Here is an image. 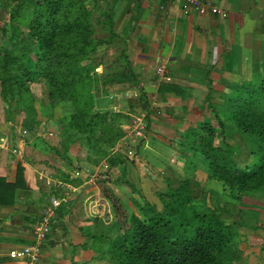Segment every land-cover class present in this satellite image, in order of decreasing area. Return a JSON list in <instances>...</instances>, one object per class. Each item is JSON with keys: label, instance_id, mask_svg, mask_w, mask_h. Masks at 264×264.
<instances>
[{"label": "crops", "instance_id": "0c3cea01", "mask_svg": "<svg viewBox=\"0 0 264 264\" xmlns=\"http://www.w3.org/2000/svg\"><path fill=\"white\" fill-rule=\"evenodd\" d=\"M202 1L211 2L227 17L211 12L201 14L186 1L92 0L89 3L93 12L110 18L111 25L103 34L106 40L98 51L104 50L103 63L107 64L104 66H108V72L119 74L111 85L104 87L99 83V109L130 114V123L123 126L126 135L122 141L134 147V158H127L123 150L116 148L115 154L121 161L110 165L103 188L99 184L102 180L98 182L85 173L101 174L100 164L87 166L81 158V176L72 174L69 182L65 180L63 167V172L51 168L53 172L45 174L48 168L38 171L45 166L42 159L34 155L15 162L14 157L7 159L2 155L10 146L0 145V177L13 183L17 164L21 162L27 185V189L18 191L12 206H0V264H27L23 258L11 257L10 252L33 244L34 227L54 195H67L68 201L57 212L40 264H98L102 250L97 249L92 239L100 232L106 233L117 219L122 220L119 213L123 206L128 213L141 214L140 209L132 212L126 206L130 193V206L143 208L149 203L158 209L154 197L158 200L162 189L172 184L169 182L172 172L181 175L179 170H184L189 157L201 162L193 167L194 176L208 177L202 170L208 169L203 156L195 157L190 150L191 133L205 124L218 129L228 98L239 94L242 85L258 87L264 82V0ZM162 64L172 78L169 83L157 74ZM97 72L100 74L98 69ZM110 89L114 92L110 93ZM139 114L145 115L147 128L145 138L134 142L131 124ZM28 148L35 154L33 147L28 145ZM43 176L47 178L45 182ZM187 180H180L179 185ZM74 181L79 184L75 185ZM59 182L64 186L52 187ZM106 189L111 190L121 208L116 204L112 208L109 203L113 199L106 197ZM159 203L162 204L160 199ZM262 208L260 212H264ZM116 215L119 217L114 220ZM260 218L264 221V217ZM246 225L264 238V225ZM247 260L250 264H264V248L249 251L240 264H246Z\"/></svg>", "mask_w": 264, "mask_h": 264}, {"label": "trees", "instance_id": "16d2710c", "mask_svg": "<svg viewBox=\"0 0 264 264\" xmlns=\"http://www.w3.org/2000/svg\"><path fill=\"white\" fill-rule=\"evenodd\" d=\"M11 2L16 5L10 9V24L15 29L24 24L22 38L31 39V43L24 42L20 47L16 34L9 37L15 40L9 46L0 42L1 99L7 103L15 99L22 113L32 115L24 122L32 129L42 120L41 112L52 113L50 98L59 89L63 114L57 123L62 136L67 132L68 139L76 137L80 156L87 166H98L104 160L115 166L121 161L115 148L126 135L123 126L130 123L131 116L122 111L98 109L92 88L87 89L100 82L106 87L119 77L118 73L110 74L108 66L106 75H100L97 69L101 66L91 59L105 41L94 39L96 30L102 26L104 33L107 32L110 18L104 16V22L96 20L89 5L92 0ZM17 76L24 78L26 85L20 86ZM37 87L43 88L41 97L37 96ZM238 92L228 98L218 129L205 124L192 130L190 150L195 157L203 156L210 171L206 181L222 183L243 197H263L264 82L258 87L242 85ZM29 94L36 101L38 111L34 105L25 108L22 101ZM227 125L243 138V151L220 146L219 130L224 131ZM37 145L53 149L43 138H38ZM76 159L62 158L68 162L69 169L78 172L82 166L81 160ZM52 165L57 172H62L58 161ZM69 179L66 175L65 180L72 182ZM21 189H27V185L25 168L20 162L13 183L0 177V206H12ZM105 193L113 201L116 198L109 189ZM159 199L162 211L149 203L140 209V216L118 210L122 220L118 219L106 233L100 232L95 237L111 242L105 264H240L252 248L262 245L257 236L243 237L234 232V226L241 222L227 225L216 210L200 211L192 199L189 180L161 193ZM115 204L121 208L120 203ZM251 238L258 242H251Z\"/></svg>", "mask_w": 264, "mask_h": 264}, {"label": "rangeland", "instance_id": "374dc122", "mask_svg": "<svg viewBox=\"0 0 264 264\" xmlns=\"http://www.w3.org/2000/svg\"><path fill=\"white\" fill-rule=\"evenodd\" d=\"M26 1H29V0H26ZM14 5H16V3L14 2L9 3V0H0V42H2L6 46H9L10 41L11 42L15 41V40L9 39V37H11L13 34H16L19 37L18 38L20 42L19 45L21 47V45H23L24 42L31 43V39L25 40L22 38V32L26 29L24 24L23 25L20 24L19 27L17 28L18 30L15 29L13 26H11L10 9L13 8ZM94 14H95L94 17L96 18V20L100 22H104L103 16L99 15L97 12H94ZM101 28L102 26H100L96 30V35L94 36L95 40H98V41L106 40V38L103 35L104 31ZM103 52L104 50H99L97 51V53L91 56V59L93 60V62H95V64H101L100 65L101 67L98 68L100 75L101 73L103 74L107 72V68L104 66L107 64L103 63V56H102ZM100 59H102V61H100ZM16 79L18 80L17 82L20 84V86L26 85L25 79L22 78L21 76H17ZM98 85L99 84H96L94 86L93 84L89 85L87 89L92 88V94L95 96L97 106L99 107L101 103L99 102L98 96H99L101 87H98ZM24 92H25V88H23V93ZM109 92L112 93L114 91L110 89ZM51 93H53V91H51ZM0 94H1V81H0ZM42 94H43V88L37 87V96L41 97ZM62 101L63 100L61 96V91L59 89H56L55 92L53 93V96L50 98L52 113H50V111H47V110H45V112H41L39 114L40 116L39 118L40 119L42 118V120L39 123H36V125L32 129H30L29 127H27V125L24 124V122L26 123V121L30 120L32 118V115L29 116V115H26L25 113H22V108L21 109L18 108V105L15 102V99H12L10 103H7L6 101L2 100L0 96V135H1L0 145L2 147L7 148L8 147L6 146V143H7V145L10 146V149L6 150V152L2 153V155L6 156L7 159H11L12 157H14L13 159L16 160L15 162H19L21 159L31 158L32 156L35 155L39 159H42L43 162L45 163V166L44 165L43 167L41 166V169H39L38 171H43L45 168L49 169V171L46 172L45 174L53 172L52 170H50L51 168L52 169L54 168V166L50 164L51 161L52 162L58 161L61 165V168L63 167V169L65 170V172H63V169L60 168L62 172L65 174V177L66 175L71 177L72 174H75L76 176L77 172L75 171V169L73 167H72L73 170L69 169L68 162L65 160H62L64 156H69V157H72L73 159L80 158L79 160H81L82 158L80 156V153L82 152L79 151V144L76 141V137H72L68 139L67 132H65L63 136H62V133H60L61 130H59L57 121L60 119V116L63 114V110H62L63 107H62V104H60ZM22 102L26 109H28L27 107H31L32 105H34V107L37 109V106H35L36 101L30 98V94L27 95L25 97V100H23ZM117 105L121 106L122 103L117 102ZM139 116L140 114L137 115L136 117H139ZM228 125L224 131L219 130L220 133H219L218 141H219L220 146L223 149H226L227 146H232L240 152L243 151L244 149L243 138L238 134L235 128H230ZM38 138H43L44 141H46L49 145H51L53 147L52 151L44 149L46 148L44 145H37L36 147L35 145H36V141L38 140ZM4 141L5 143H3ZM121 143H123V141H121ZM121 143L116 148H118L119 150H123L122 154H124V156H126L127 158H130L131 156H129V152L133 151L134 147L131 144H128L126 142L123 144ZM28 145H30V147L35 148L34 149L35 154H33V152L29 150ZM120 145L124 146L123 149L120 148ZM14 148H17V151H18L17 154H14L12 152ZM40 155L42 157H40ZM189 158L190 160H186L185 162L184 170H179L181 175L176 176V173L172 172V177H170L171 179L169 181L172 184L168 186L167 188L162 189L161 193L162 194L166 193L170 189L178 187L180 180L189 179V181H191L192 183V192H191L192 199H194V202L197 203L196 205H198L199 207L198 209H200V211L205 210L207 213H209L211 209L216 210L218 213L221 214V216H219L220 220L227 225L234 221L235 222L241 221L242 224L238 223V225L234 226V232L239 233L243 237L244 236L253 237L255 235L257 237L261 236V235H257V233L253 229H251L250 226H247L246 224L264 225V221L260 218V216L264 217V212H260L259 210L262 207H264V196L263 197H259V196L243 197L238 191H236L235 189L233 190L230 187L223 185L222 183L206 181L205 179H207V177H204V175L194 176L195 173L193 171V167H197L196 164L197 163L201 164V162L194 160L196 158L194 159L191 157ZM103 162H107V161L104 160ZM101 169H103V167L100 168L99 171ZM109 170H110V164H109ZM202 170L203 172H206V173L210 172L209 169H207L206 171L205 169H202ZM41 179L44 180L45 182L47 178L43 176L41 177ZM100 181L101 179L98 180V182ZM74 184L78 185L79 182H76ZM99 184H101L103 188L106 185L104 181H102ZM131 196H132L131 193H130V196H127L128 199L125 200L126 206L127 207L129 206L130 208H132L131 211L133 210L135 212L136 211L138 212V209H141L142 206L141 205H136V207L130 206ZM138 196H136L135 198L138 199ZM123 197H125L124 194H123ZM154 200H155V203H154ZM154 200H153V203L158 205L159 207L158 210L162 211L163 204H160L159 199L157 200V198L155 197H154ZM115 203H120V202H118L117 199L114 198V201L111 200L109 204L112 206V208H114L112 204H115ZM254 207H257V209ZM123 209H124V213L126 212L128 213V211L124 208V206H123ZM257 213H259L260 215L259 216L256 215ZM118 217L119 215H116V217H114V220L117 219ZM244 218L247 221V223L246 221H243ZM260 240L262 241V245H259V246L257 245L255 248H252V250H255L256 248L257 249L260 248L262 251V249L264 248V238L262 237L260 238ZM250 241L258 242L252 238ZM92 242H94L95 245L98 246L97 249L102 250V252L100 253L101 255L98 256V259H101L100 260L101 262H98V264H103L104 260H106L107 258V255L105 256V254H102V253H108L109 249H111V242L105 243V242H102L100 239H92ZM250 255L251 254H249L248 256ZM249 262L251 263L252 259H250ZM249 262L247 260L246 264H250Z\"/></svg>", "mask_w": 264, "mask_h": 264}, {"label": "built area", "instance_id": "2783aa9c", "mask_svg": "<svg viewBox=\"0 0 264 264\" xmlns=\"http://www.w3.org/2000/svg\"><path fill=\"white\" fill-rule=\"evenodd\" d=\"M176 1H186L190 7L195 9L201 14H206L211 12L213 15H221L223 18L227 17V14L222 11L217 6L213 5L209 1L202 0H176ZM157 74L159 75L162 81L167 83L172 81L171 76L168 73L167 67L165 65H160L157 68ZM147 128V123L145 119V115H140L132 120L131 130H132V138L134 142L144 139L145 132ZM13 152L15 154L18 153L17 149H14ZM134 152L130 151L129 156H133ZM103 167L102 173H92L91 171H85L87 177H94L98 180L106 181L109 174V164L107 162H103L100 164L99 168ZM81 176V171L79 170L76 173V177ZM51 185V182H49ZM59 186H64V183H54L52 185L53 188L58 189ZM68 201L67 195H54L49 205L43 211L39 221L36 223L33 231L34 242L32 245L26 246L19 250H12L10 252V256L13 258H23L26 260L27 264H40L43 255V246L47 242L48 238L52 234L54 224L57 219L58 210Z\"/></svg>", "mask_w": 264, "mask_h": 264}]
</instances>
